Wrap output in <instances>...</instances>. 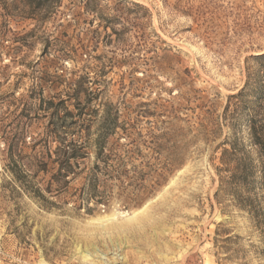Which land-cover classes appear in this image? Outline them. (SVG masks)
Here are the masks:
<instances>
[{"label": "rangeland", "instance_id": "374dc122", "mask_svg": "<svg viewBox=\"0 0 264 264\" xmlns=\"http://www.w3.org/2000/svg\"><path fill=\"white\" fill-rule=\"evenodd\" d=\"M263 54L264 0H0V264H264L216 198L226 107ZM70 141L84 173L59 194L40 173L49 202L13 179L11 156Z\"/></svg>", "mask_w": 264, "mask_h": 264}, {"label": "trees", "instance_id": "16d2710c", "mask_svg": "<svg viewBox=\"0 0 264 264\" xmlns=\"http://www.w3.org/2000/svg\"><path fill=\"white\" fill-rule=\"evenodd\" d=\"M252 60L256 67L249 71L244 87L229 98L226 107L233 136L221 147L220 167L217 168L220 186L216 198H229L233 207L248 215L264 240V54L252 57ZM75 100H79V90L75 91ZM78 106L79 103L75 105ZM105 147L104 144L95 145L96 162L88 173L87 185H84L86 201L99 192L97 173L101 169ZM9 148L13 152L14 146ZM87 149L83 143L70 141L59 143L47 160L11 156L10 173L26 191L47 201L37 181L39 174L49 176L46 192L59 194L83 175L82 162L88 156Z\"/></svg>", "mask_w": 264, "mask_h": 264}, {"label": "bare ground", "instance_id": "6f19581e", "mask_svg": "<svg viewBox=\"0 0 264 264\" xmlns=\"http://www.w3.org/2000/svg\"><path fill=\"white\" fill-rule=\"evenodd\" d=\"M123 213V212H122ZM126 213V212H125ZM137 212L133 215V216H130V219L134 218L136 216ZM130 215V214H129ZM129 219V218H128ZM98 220H102V221H108L109 219L107 218H103V219H98ZM84 257H86V255H83Z\"/></svg>", "mask_w": 264, "mask_h": 264}]
</instances>
